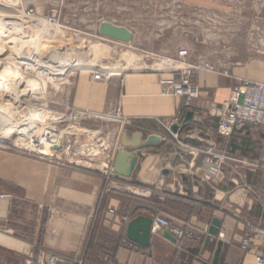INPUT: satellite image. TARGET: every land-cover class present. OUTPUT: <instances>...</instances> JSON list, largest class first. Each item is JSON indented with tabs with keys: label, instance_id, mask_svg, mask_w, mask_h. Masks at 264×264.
<instances>
[{
	"label": "crops",
	"instance_id": "obj_1",
	"mask_svg": "<svg viewBox=\"0 0 264 264\" xmlns=\"http://www.w3.org/2000/svg\"><path fill=\"white\" fill-rule=\"evenodd\" d=\"M177 79L143 70L118 72L107 84L96 83L91 72L80 76L73 107L97 116L83 126L97 134L91 147L98 155L77 150L83 164L0 150V264H34L41 252L83 257L85 264H181L187 249L198 253L188 254L185 264H211L218 239L204 246L214 219L222 222L220 264H258L264 245L253 231H264V130L236 127L223 136L219 115L239 80L264 82V63L199 72L200 97L192 101L168 93ZM118 108L121 121L113 120ZM188 112L193 120L184 124ZM163 124H178L180 131ZM125 133L129 141L141 133L143 144L126 150L137 157L131 178L111 180L104 170L114 166ZM153 135L162 141L146 144ZM215 156L223 168L209 179L206 162ZM139 216L165 217L195 239L172 244L152 233L149 248L132 245L127 227ZM244 239H251L248 252Z\"/></svg>",
	"mask_w": 264,
	"mask_h": 264
},
{
	"label": "rangeland",
	"instance_id": "obj_2",
	"mask_svg": "<svg viewBox=\"0 0 264 264\" xmlns=\"http://www.w3.org/2000/svg\"><path fill=\"white\" fill-rule=\"evenodd\" d=\"M6 1L9 2L8 6L0 5V10L15 17L22 16L21 21L17 19L6 21L13 23L9 25V30L12 31L9 33L11 39L19 29L15 25L22 24L21 34L15 35L17 39L14 36L12 42L13 46L23 44L24 55L14 50L5 56L11 55V58L19 62L32 64L22 58L25 52L36 54L39 49L44 59L54 54L59 55L63 61L69 58L72 61L83 56L86 64H90L70 68L62 76H49L54 80L65 79L58 88L48 83L43 91L41 86H30L23 94L20 92L27 84L19 91L0 90V96L8 100L0 102V106L11 103V99L27 106L39 103L37 106H43L59 115L66 114L69 107L75 108L73 93L80 76L89 75L91 72L93 77V73L97 71L111 73L113 76L121 71L133 73L141 70L163 74L169 71L171 65L164 63L176 61L181 50L189 51V61L192 64L204 63L214 67L218 73L231 71L250 62L264 63V0ZM40 22H43L42 26ZM102 22L128 28L134 35L132 42L123 44L100 36L98 30ZM100 45H106L109 49H101L100 54L96 55L95 47ZM19 66L26 68L24 65ZM28 74L36 76L35 73ZM16 76L18 73L15 69L9 70L8 79L13 80ZM19 97L23 99H18ZM16 112L12 108L11 114L9 113L13 122L21 118L19 111ZM83 124L84 122L75 129L65 131L67 126L71 129V125L65 123L59 129L64 134L76 132L82 138V145L84 137L81 132L85 130ZM12 134L16 135L15 131ZM86 149L89 152L85 153L87 157L93 158L98 155L95 154L97 149L91 146ZM0 150L37 158L44 162L64 165L71 163V158L63 154H53L52 158H47L25 152L29 149L18 147L14 141L5 139L2 135ZM76 161L79 164L84 162L83 159Z\"/></svg>",
	"mask_w": 264,
	"mask_h": 264
},
{
	"label": "built area",
	"instance_id": "obj_3",
	"mask_svg": "<svg viewBox=\"0 0 264 264\" xmlns=\"http://www.w3.org/2000/svg\"><path fill=\"white\" fill-rule=\"evenodd\" d=\"M176 61H167L171 64L169 73L178 75L176 81L171 82L168 93L175 96L185 97L189 101L197 100L200 97L199 88L195 84L196 75L199 72H215V68L204 63L192 64L190 53L188 50H181ZM111 73L97 71L93 73V79L103 83H109L112 80ZM35 106L24 105L21 108V118L14 120V131L21 129L18 136L28 139L31 147L26 148L28 153L39 154L47 158H52L53 154H63L71 158V164L77 165L75 154L77 150H84L87 148L85 144L81 145V136L76 132H69L64 134L59 127L65 123L71 125V129L67 126L69 131L80 126L88 119L96 118V115L88 111H80L75 108H68L66 114L59 115L54 113L39 103ZM98 118H100L98 116ZM121 110L118 108L113 120L121 121ZM219 133L223 136H230L236 127H259L264 130V83L252 82L249 80H239L231 91V98L224 103L222 111L219 115ZM164 128L171 132L169 124H163ZM28 129V130H27ZM26 131L25 133H22ZM27 133V135H26ZM172 133V132H171ZM177 137V135H176ZM45 149V150H43ZM84 156H87L83 152ZM74 158V159H72ZM223 158L215 156L213 159L206 162V175L209 179L216 178L222 171ZM107 177L111 180L117 177L114 168L107 167L104 170ZM115 214L114 210L110 211ZM170 229L171 233L180 241L194 240L195 235L188 230L173 228L169 219L156 216L153 219L152 233H159L161 230ZM3 228L0 224V232ZM253 238L259 240L264 245V231H253ZM219 238L222 240L223 235ZM133 245V244H132ZM251 246V239H244L241 247L243 251L248 252ZM256 262L264 264V257L257 256ZM35 264H85L84 258H71L59 254L41 252L36 257Z\"/></svg>",
	"mask_w": 264,
	"mask_h": 264
},
{
	"label": "bare ground",
	"instance_id": "obj_4",
	"mask_svg": "<svg viewBox=\"0 0 264 264\" xmlns=\"http://www.w3.org/2000/svg\"><path fill=\"white\" fill-rule=\"evenodd\" d=\"M5 1L6 0H0V5L1 6L2 5L8 6L9 2L7 3V1H6V3H5ZM21 17L20 16L15 17L14 15L12 16V15L8 14L7 12H4L3 10H0V90L19 91V89H23L24 85L27 84L26 88L20 92L23 94L27 90V88H29L30 86H41L42 91H43L46 89L48 83L52 84L53 87L58 88L59 85L62 84V82L65 79L54 80V79L50 78L49 76H51V75L62 76V75H65V73L70 68H77L78 66L81 67L82 65H89L90 64V63L86 64L83 56L79 57L78 59L75 57L76 59L75 60L72 59V61L70 60V58L68 60L65 59V61H63L61 58H59L60 56L57 54L51 55V57H48V58L45 57V59H47V61H46L43 57H41L39 49H38V52H36V54H34L35 52H31V53L28 52L27 54L25 52L24 58H22V56H21L22 59H26V60L30 61L32 64L19 62L15 59L11 58V55H10V57L5 56L6 53H9L10 51H14V50L17 51L18 53H20V55H21V53H23L22 52L23 51L22 50L23 44L21 43V44L16 45L14 43L15 46H13V42H12L14 40L13 37L15 35L19 36L21 34L22 27H23L22 24H16L15 25V26H17V28H19L17 30V32L15 31L18 35L13 34L14 36L11 39V36H10L11 34L9 35V33H11L12 31L10 32L11 29L9 30V25L11 26V25H13V23L12 22L9 23L10 21L9 22L6 21V20H10V19L20 20ZM44 24H45V22H44ZM40 25L42 26L43 22H40ZM40 25H39V27H41ZM35 28H36V26H35ZM15 30H16V28H15ZM15 39H17V37ZM16 41H18V40H16ZM42 41H43V39H42ZM105 48L109 49V47L106 45H100V47H95L96 55L100 54V50L105 49ZM54 53H56V51ZM23 55H24V53H23ZM66 55H68V54H66ZM18 64L24 65V67H26V68L23 69ZM167 64L169 65V63H167V62L164 63V65H167ZM11 69H15L18 73V76H16L15 79H13V80L8 79L9 78V70H11ZM169 69H170V67H169ZM41 70H44V71H41ZM28 73H35L36 76H34V77L30 76ZM18 99H23V97H19ZM3 101L6 102L8 100L5 97L0 96V102H3ZM10 101H11V103H9L7 105L2 104L0 106V135H2L5 139H11L12 141H14L15 144L18 145V147L20 146L23 148H30L31 145L28 142L27 138L16 136V135L20 134L21 129L17 131L16 135L12 134L14 131V128H15V126H17V124L15 125V122H13L12 121L13 119H11V115H10L11 109L13 108V109H15V111H17V112L19 111L20 114H24V113L20 112L21 108L24 105H23V103H20L19 101H15V100H11V99H10ZM25 132L26 131H23L22 133H25ZM81 133L83 134V137H84L83 143L86 146L90 147L93 143V140L96 138L97 134L96 133H88V131H85V130H83V132H81ZM26 135H27V133H26ZM43 150H45V149H43Z\"/></svg>",
	"mask_w": 264,
	"mask_h": 264
},
{
	"label": "water",
	"instance_id": "obj_5",
	"mask_svg": "<svg viewBox=\"0 0 264 264\" xmlns=\"http://www.w3.org/2000/svg\"><path fill=\"white\" fill-rule=\"evenodd\" d=\"M99 34L102 37L120 42L123 44H129L133 40V33L126 27L117 26L109 22H102L99 26ZM194 113L188 112L184 124H188L193 120ZM180 126L175 124L171 127L173 134H178ZM162 138L160 136H150L145 143H160ZM123 150L120 151L115 160L113 166L114 172L117 176L124 179H130L133 170L137 163V157L126 150L138 149L143 144V135L141 133L136 134L132 140H128V136L125 133L122 137ZM153 219L149 217L139 216L133 219L127 227V239L132 244H135L142 248H149L151 245ZM222 222L219 219H214L212 225L209 228V235L206 238L204 248L207 249L213 238L218 239L217 248L214 252L211 264H220L221 254L223 251L224 242L219 239ZM160 236L172 244H178L179 240L171 233L170 229H164L159 232ZM198 250L187 249L181 252V264H185L188 254H197ZM203 264L207 262L200 261Z\"/></svg>",
	"mask_w": 264,
	"mask_h": 264
}]
</instances>
